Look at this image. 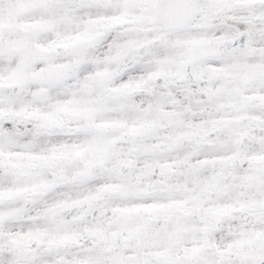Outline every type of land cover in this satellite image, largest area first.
<instances>
[{
  "label": "snow or ice",
  "instance_id": "obj_1",
  "mask_svg": "<svg viewBox=\"0 0 264 264\" xmlns=\"http://www.w3.org/2000/svg\"><path fill=\"white\" fill-rule=\"evenodd\" d=\"M0 264H264V0H0Z\"/></svg>",
  "mask_w": 264,
  "mask_h": 264
}]
</instances>
